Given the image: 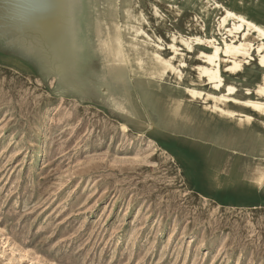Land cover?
Returning <instances> with one entry per match:
<instances>
[{"label": "rangeland", "instance_id": "rangeland-1", "mask_svg": "<svg viewBox=\"0 0 264 264\" xmlns=\"http://www.w3.org/2000/svg\"><path fill=\"white\" fill-rule=\"evenodd\" d=\"M132 1L128 12L146 17L150 39L167 45L175 37L182 56L174 64L182 59L183 75L206 91L210 85L198 82L195 70L203 64L195 55L206 47L193 42L188 52L179 40L219 38L224 10L251 17L259 2L264 13V0ZM12 6L0 0V264H264V190L230 169L231 153L229 173L220 171L216 156L228 145L227 130L210 129V146H201L198 127L171 125L139 76L108 71L98 52L81 57L79 73L55 74L59 31L43 39L23 27ZM76 7L79 17L86 14L87 0ZM115 14L131 22L120 6ZM221 70L240 99L257 83L254 63L247 78ZM164 83L192 87L185 77ZM135 93L153 119L150 128L112 104V97ZM237 142L242 150L253 145L247 135ZM253 162L245 157L237 165Z\"/></svg>", "mask_w": 264, "mask_h": 264}, {"label": "bare ground", "instance_id": "bare-ground-1", "mask_svg": "<svg viewBox=\"0 0 264 264\" xmlns=\"http://www.w3.org/2000/svg\"><path fill=\"white\" fill-rule=\"evenodd\" d=\"M78 1L11 0L13 12L23 27L46 35L43 39L47 41L52 40L56 31H59V36L57 33L54 36L58 40L55 49L59 51L53 57L57 60L53 63L55 74L69 78L70 75L73 76L74 71L79 73L78 67L75 66L84 64L81 57L98 52L108 71L123 72L130 78L139 76L138 79L147 89L151 102L171 125L181 128L198 127L200 136L194 140L201 146L209 147L208 136L217 127L225 128L228 145L220 149L225 156L224 159L221 153L216 156V160L224 163L220 171L228 174V170L232 168L246 183L264 190V13L261 11L262 7L259 8L260 3L256 2L251 17L243 12L224 10V15L218 18L217 39L201 36L179 40L188 52L193 50V42H196V45L204 44L206 47L199 48L195 55L196 59L203 63L195 66L198 82L210 85V90L206 91L204 88L194 87L197 85L195 80L183 75L180 67L187 65L182 59L178 60V65L174 64L175 58L182 56V49L176 45L174 36L170 39L171 43L165 45L158 38L156 41L150 39L152 34L148 36L145 33L142 23L148 24L146 17L140 13L139 19L128 12L130 7L135 5L132 0H104L106 7L102 10L99 9L103 5L100 0H87L88 12L80 13V17L75 11ZM213 5V8L220 6L215 2ZM117 6L126 11L124 18L131 22H120L115 14ZM152 9L154 18L161 19L162 15L157 8L152 6ZM200 9V12L204 10L207 13L204 6ZM132 20L135 23H132ZM78 21L85 28L78 27ZM227 36L230 37L229 40L226 39ZM218 41H221V44L217 43ZM148 47L151 50H148ZM166 49L170 50L171 56H163L162 52ZM253 63L258 67L257 83L253 90L246 89V98L240 99L235 94V87L222 79L221 67L224 72L234 75L241 73V76L247 78L251 76L247 66ZM168 76H174L178 82L183 81L185 77L192 87L181 88L164 83V78ZM106 89L107 86L104 85L102 92ZM252 94L255 95L254 98H251ZM124 97L123 100L112 97L113 106L127 118L133 119L138 127L150 128L153 119L142 104L140 96L135 93L131 98ZM198 99L203 104L201 109L196 105ZM123 128L126 126L123 125ZM210 129L213 131L210 132ZM245 135L249 136L253 145L249 144L243 150L238 149L240 144L237 140ZM188 140L189 143L193 142L192 139ZM230 153L235 165H230L229 169L225 164L229 161ZM40 156L43 157V154ZM245 157L254 162L241 169L237 164L243 158L245 161Z\"/></svg>", "mask_w": 264, "mask_h": 264}]
</instances>
